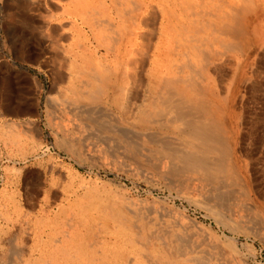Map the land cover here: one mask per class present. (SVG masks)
<instances>
[{
    "label": "bare ground",
    "instance_id": "6f19581e",
    "mask_svg": "<svg viewBox=\"0 0 264 264\" xmlns=\"http://www.w3.org/2000/svg\"><path fill=\"white\" fill-rule=\"evenodd\" d=\"M24 1L22 13L26 16L25 21L28 23L30 22L31 25L36 23L38 25V31L44 37L49 36L54 39L56 38L59 42H64L68 45L66 48L68 52L60 53L65 55L66 58H69L63 61L65 67L57 68V71L53 74L55 83L54 89L57 95L54 93L56 96L52 97L51 104H48L51 109L49 115L51 123L55 124L52 126L56 127L58 131L64 132L66 131V127L62 122L66 121L68 116L74 117L78 119L80 124L82 121L85 122L86 126L89 128L92 127V130L99 137L98 142L100 148L103 150L109 149L111 154H118L119 156L120 154L125 156L124 152L128 151V157L132 158H134V152H140L136 145L138 141H135L136 138H139L136 133L158 130L166 136L171 134L179 143L168 140L163 141L162 139L154 140L149 137L147 138L149 143L146 142V139H142V147L146 148V146L149 147L151 144L152 148L156 150H152L155 152L152 155L153 157L170 160L173 167L171 166L170 172H168L170 173L169 175L173 183H179L182 177L188 176V179L195 178L201 182L204 181V186L219 187V185H222L224 188H227L231 185H241L244 188L246 187V183L242 176V166L237 164L235 129L230 125L232 118L231 96L233 95L235 84L237 82L239 83L241 80L240 73L246 71L243 69L239 70L237 68L219 66L218 62L223 59L222 56H224V53H221V50L219 51L220 53L210 52L206 47L208 48L210 45H214L211 44V41L214 42L216 34H222L232 37V41H234L231 42L233 43L232 45L228 44L229 46L227 44H222V46H220L222 49L225 48V50L227 49L228 51L236 50V53L238 51L240 55L242 54L244 56L247 55L251 49H264V24L262 25L261 21V23L258 22L259 6L256 4L255 0H249L248 3H244L242 0L243 3H239L238 1L240 0H234L238 2L234 5L230 3L226 4L227 2L220 5V0ZM6 7L7 4H5L4 8L6 9ZM9 10L16 11L14 5L10 6ZM200 35L201 37L202 35L204 36L203 40L199 38V43L193 46L196 42H194L193 38L196 36L200 37ZM181 36L188 37V39L186 38L188 43H193L192 48L196 47V52L193 51L194 53L191 57L200 58L201 60L200 62L198 61V64L204 66V68H189L188 70H190V72L187 71V73H185L182 70L176 72V68L172 70V67H169L174 63L168 59L169 51H167L168 43L166 40H174L172 43L175 44L174 47L178 50V46L181 45ZM219 42H221V40ZM190 47L191 45L189 48ZM171 48H173L172 45ZM169 53L172 57L173 52L170 51ZM236 53L234 52V54ZM256 54L257 53H255L253 57H255ZM191 57L190 59L188 58V64L193 66L197 64V59L195 62ZM248 58L250 57L248 56ZM187 61L188 60H186V62ZM258 61H261V58ZM183 64H185V62H183ZM261 64L264 63L261 62ZM261 67L263 68H259V70L261 69L260 73L263 74L262 78L264 80V66L261 65ZM240 86H242V84ZM262 91L264 93V81L262 84ZM56 143L60 149L64 150L80 149L81 145L79 141H72L67 135H58ZM81 154L83 155V153ZM141 170L143 171V169ZM131 171L132 169L130 172ZM72 173L70 175H72ZM166 179L168 180L169 178L167 177ZM82 180L84 179L82 178ZM183 180H181V182ZM171 181L170 184L172 183ZM84 182L86 181L84 180ZM82 188H84V186ZM93 190L88 189L89 192ZM102 191H104V189ZM92 194L93 197L96 198V193ZM72 195L75 196V194ZM243 197H248L246 190H244ZM89 198L91 199V195ZM80 199L78 198L76 201L77 203L74 202V204L70 202V206L74 209H81L83 206L79 208L80 206L78 204ZM96 199L99 200L100 196ZM225 199V197L223 198L218 195L212 200L213 204L211 202L213 206L208 207L213 213L218 215V219L223 225L228 227V231L233 234L236 233V231L232 229L234 220L232 215L228 212L229 210L225 208L226 204H222L226 201ZM68 200L69 199H67V201ZM94 201L96 202L95 199L92 202L94 203ZM13 203L14 202H12V204ZM85 203H87V200ZM100 204H93L95 205V209L93 210H96V208L98 209L97 216L96 214L94 217L91 214V216L88 215V213H81L82 220H80L85 226H88V223L93 225L92 228L95 227L96 229H99L101 226V232L105 233L104 239H106V234L109 235L108 237L111 241L107 242L104 240L101 241V243L103 246L110 244V250L101 252V257H99L98 251H94L85 246V244H87L86 241L80 244L78 243V247L74 245L73 238L70 235L71 231L65 233L63 240H58L57 230L60 228L59 222L57 221L58 217H56L57 214L51 210H47V206L42 204L43 206L40 208L42 217L38 222L39 225L35 226V230H37L38 233L34 236V243L31 245L32 248L30 247L31 249L29 252L31 254L37 252L38 258L35 259L36 256L34 255L35 258H32L34 260H30L31 262L24 260V262L26 264H96L97 262H94L96 257L100 260H114L115 264H153L150 262V255L147 257L148 254H145L146 257H144L140 254L141 246L145 245L139 243L141 245L139 249V246H135V240L132 237L133 233H131V235L127 233L129 230L132 232V225H129L127 221L121 219L122 217L119 214L122 213H118L121 218L117 217L114 219L113 216L116 214L112 211L113 209L111 210L112 212L108 209L107 214L106 206L101 207ZM59 205L61 206V204ZM65 206L63 207L65 208ZM141 206L144 205L141 204ZM14 207L15 217L17 216L19 218L23 215V211L25 210L21 200H16ZM34 208L33 206L31 209ZM125 211L126 210H124V212ZM79 212L80 211H78V213ZM127 215H129V213L126 214V216ZM27 216L28 215H26V217ZM130 217H132V215L129 216V222L132 220ZM142 217L140 215L141 219ZM133 218L135 217L133 216ZM137 219L134 221L137 223L140 222L137 221ZM155 219L157 220V218ZM145 220H148V218ZM190 220L194 222L193 219ZM73 222V218H70L69 222H67V230H76L81 226L79 222ZM185 223H187V221ZM63 224H65V222ZM152 226L154 227V225ZM11 227L13 226H10V228ZM60 230L63 232L62 229ZM200 230H203V236H206L207 240L210 239L224 244L234 258L242 254V251H240L235 244L236 237L232 236L229 238L227 235H225V237L220 236L215 231L205 226H201ZM139 231L141 232V230ZM1 233L2 231L0 230V244ZM16 235L14 234V236ZM18 236L22 237L21 235ZM74 236L77 238V235ZM139 238L140 236L138 239ZM5 242H7V240ZM220 246L218 247L219 249ZM252 252L254 254V251ZM186 253V251H177L176 255L186 260ZM25 254L26 253L23 251L14 253V255L20 258L22 257L23 259L24 257L31 256ZM173 255H175V253ZM131 257L134 258L136 262L133 263L130 261ZM138 259L139 261H137ZM118 260L121 262L118 263ZM245 263L250 264L248 261ZM195 264L206 263L196 262Z\"/></svg>",
    "mask_w": 264,
    "mask_h": 264
},
{
    "label": "rangeland",
    "instance_id": "374dc122",
    "mask_svg": "<svg viewBox=\"0 0 264 264\" xmlns=\"http://www.w3.org/2000/svg\"><path fill=\"white\" fill-rule=\"evenodd\" d=\"M242 1L244 3L249 2V0ZM242 1L240 0L238 2L243 3ZM255 1L259 6L258 22H262L261 24L263 25L264 0ZM24 2V0H0V98L2 94L9 98V100L10 95L12 97H21L25 96V94L28 95L29 89L32 86L31 82L26 83V81H23L22 79L24 76H27L31 80L37 77L36 80L39 87L37 97L43 105L44 113L41 119V137L35 141L37 142V147H32L34 144L30 145V143L34 141L29 139L30 147L27 154L25 153L26 148H24V143L17 130V126H19L17 122H6L4 128L0 130V141L6 148V152H0V230L2 231L0 264H26L24 260H34L32 258H35V256V259L38 258L37 252H35V254L29 252L32 248L31 245L34 243V236L38 233L37 230H35V226H38V222L41 220L42 213L40 208L43 205L47 206V210H51L57 214L56 217H58L57 221L59 222V228L63 230V232H61L60 229L57 230L58 240H63L65 233L71 231L70 235L73 238L74 245L78 247V243L80 244L81 242L86 241L87 244H85V246L94 251H98V255L101 257V252L110 250V244L106 243L107 248L101 243V241L104 240L110 242L109 235L106 234V239H104L103 237L105 233L101 232V226L99 229H96L95 227L92 228L93 225L89 223L88 226L81 223V213H88V215L91 214L92 216L96 214L97 216L98 209H93H95L96 204L100 203L101 207L106 206L107 214L108 209H110V211L113 209L112 211L116 214L113 216L114 219L122 217L121 219L123 221H127L129 225H132V232L129 230L130 232L128 231L127 233L130 235L133 233L132 237L135 240V246H139V249L141 245H145L141 246L140 254L144 257H146L145 254H148L147 257L150 255V262L153 264H195L196 262H203L206 264H244L246 261L250 264H264V93L262 91L264 80L262 78L263 74L260 73L261 69L259 70V68H263L261 65L264 66V64H261V62L264 63V49H251V51L245 56L242 54L240 55L238 51L236 53V50L228 51L226 49V51L225 48L222 49L220 46H222V44L232 45L233 43L231 42L234 41H232V37L224 36L222 34H216V41L215 39L214 42L211 41V44L214 45H210L208 48L206 47L210 52L224 53V56H222L223 59L218 62L219 66L221 65L225 68H237L239 70L243 69L246 71L240 73L241 80L239 83L237 82L235 84L233 95L231 96V99L233 100H231V117L233 119L231 118L230 121V125L234 127L236 133L235 152L238 158L237 164L242 166V176L246 183V189L241 185H231L227 188H224L222 185H219L220 188L207 185L204 186V181L201 182L195 178L188 179V176H184L180 179V182L183 179L185 180L182 181L183 183L181 182L182 184L180 182L173 183L169 175L171 166L173 167L170 160L155 156L153 157L152 155L155 153L153 151L156 150L152 148L151 144L149 147H142V139H146V142L149 143V140H147L149 137L154 140L162 139L163 141L168 140L179 143L171 134L166 136L158 130L136 133L139 138H136L135 141H138L136 145L141 153L138 151L134 152V158H132L128 157V151L124 152L125 156L121 154L119 156L118 154H111L109 149L103 150L100 148L98 142L99 137L92 130V127L89 128L86 126L85 122L82 121L81 125L78 119L74 117L68 116L66 121L62 122L66 127V131L64 132H60L56 127L52 126L55 124L51 123L49 116L51 109L48 104H51V98L57 95L54 89L55 83L53 74H55L57 68L65 67L63 61L69 58H66L65 55L60 53L68 52L66 49L68 45L64 42H59L56 38L54 39L49 36L44 37L38 31V25L36 23L31 25L30 22L28 23L25 21L26 16L22 13ZM222 2L223 1L220 0L219 4L223 5L227 2L226 4L230 3L234 5L238 3L234 0ZM5 4H7L6 9L4 8ZM13 5L16 11L9 10V7ZM203 37V35L202 37L201 35L200 37H194L193 40L196 42L193 46H196L199 43V38H201L200 40H203ZM186 38L188 39V37L181 36L182 40L180 44L183 47L179 45L178 50L174 47L175 44L172 43L174 40H166L169 49H167V51L173 52L172 57L168 52L170 57H168V59L175 64H172L169 67H172V70H175L176 68V72L182 70L187 73V71L190 72V70H188L189 68H204V66L198 64V61L200 62L201 60L200 58L197 59L191 57L193 53L196 52V47L192 48L193 43H188ZM183 39L184 41H187L184 42ZM220 40L221 42H219ZM171 45L173 48H171ZM188 45H191V47L189 48ZM30 47L33 48L30 50ZM234 52L236 54H234ZM255 53L257 54L253 57ZM248 56L251 59L248 58ZM190 57L191 59L193 58L195 62L197 59V64L193 66L188 64ZM258 58H261V61H258ZM186 60L188 61L186 62ZM183 62H185L186 65L183 64ZM241 84L242 86H240ZM21 85H23L24 88H21ZM259 94L262 95L260 96ZM0 102V108H3L4 103H2L1 99ZM58 135H67L72 141H79L81 144L80 149H60L56 143ZM14 151L18 153H13ZM81 153H83V155ZM131 169L132 171L130 172ZM141 169H143V171ZM71 173L72 175H70ZM167 177L169 178L168 180L166 179ZM82 178L86 182H84ZM170 181L172 182L171 184ZM82 185L84 188H82ZM88 189L94 190L89 192ZM103 189L104 191H102ZM243 189L247 191L248 197H243ZM18 193L21 196H19ZM92 193H96V196H94L96 198L100 196V199L98 200L94 198ZM72 194H75V196ZM90 195L91 199L89 198ZM218 195L226 198V201L222 204H226L225 208L229 210L228 212L233 217L234 221L232 229L236 231V233L232 234V232L228 231L229 228L223 225L218 219V215L213 213L208 207L213 206L212 200ZM14 196L15 201L21 200L22 205L26 210L23 209V215L19 217L20 219L17 216L15 217ZM92 197L96 202H92L94 200ZM78 198H81L78 201L79 208H81V206L83 207L81 209H74L70 205L72 203L74 204V202L77 203L76 201ZM67 199L69 200L67 201ZM86 200L87 203H85ZM11 201L14 203L12 204ZM58 203L61 204V206ZM64 204L67 205L65 206ZM141 204L144 206H141ZM33 206L35 208L31 209ZM63 206H65V208ZM77 210L80 212L78 213ZM124 210L126 211L124 212ZM119 212L123 214H119L121 217L118 215ZM126 212H128L129 215L126 216V214H128ZM26 215L28 216L26 217ZM130 215H132V217H130L132 220L129 222ZM140 215L141 217L144 215L142 219L140 218ZM133 216L135 218H133ZM154 217L157 218V220ZM70 218H73V223L79 222L81 226L76 230H67V222H69ZM144 218H148V220H145ZM135 219L140 222L137 223L134 221ZM190 219H193L196 224ZM186 221L187 223H185ZM64 222L65 224H63ZM152 225H154V227ZM10 226L13 227L10 228ZM201 226L210 228L220 236L225 237V235H227L229 238L232 236L236 237L235 244L238 249L242 251L243 256L240 254L237 258H234L224 244L210 239L207 240L206 236H203V230H200ZM14 234L17 235L14 236ZM18 235H21L22 237ZM74 235H77V238ZM138 235L140 236L139 239ZM6 240L7 242H5ZM219 246L221 250L218 248ZM251 250L254 251V254ZM20 251L31 256L24 257L23 259L22 257L20 258L14 255V253H19ZM177 251H186V260L185 258L176 255ZM172 253H175L177 257ZM95 259L94 262L96 261V264H115V261L111 259L100 260L96 257ZM130 261L133 263L136 262L132 257ZM137 261H139V259ZM120 262L121 261L118 260V263Z\"/></svg>",
    "mask_w": 264,
    "mask_h": 264
},
{
    "label": "crops",
    "instance_id": "0c3cea01",
    "mask_svg": "<svg viewBox=\"0 0 264 264\" xmlns=\"http://www.w3.org/2000/svg\"><path fill=\"white\" fill-rule=\"evenodd\" d=\"M31 48L33 47H30V50ZM36 78L32 79V81L27 76H24L22 79L23 81H26V83L31 82L32 86L29 89L28 95L25 94V96L21 97L15 96L16 98L10 95L9 100V98L2 94L0 98L2 103H4V107L0 108V130L4 128L6 122H17L19 124V126H17V130L19 131L21 139L24 143L23 146L26 148L25 153L28 152L31 144H34L32 147H37V142L35 141L41 137V119L43 117L44 111L43 105L37 97L39 87ZM21 88H24V86L21 85ZM29 139L34 141L31 142L30 145ZM16 151L13 153H18ZM0 152H6V148L1 141Z\"/></svg>",
    "mask_w": 264,
    "mask_h": 264
}]
</instances>
